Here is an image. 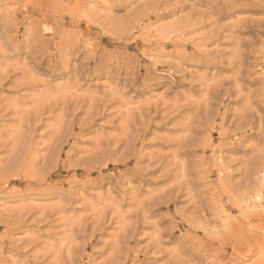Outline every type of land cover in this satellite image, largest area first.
I'll list each match as a JSON object with an SVG mask.
<instances>
[{
	"label": "rangeland",
	"instance_id": "rangeland-1",
	"mask_svg": "<svg viewBox=\"0 0 264 264\" xmlns=\"http://www.w3.org/2000/svg\"><path fill=\"white\" fill-rule=\"evenodd\" d=\"M264 0H0V264H264Z\"/></svg>",
	"mask_w": 264,
	"mask_h": 264
},
{
	"label": "bare ground",
	"instance_id": "bare-ground-1",
	"mask_svg": "<svg viewBox=\"0 0 264 264\" xmlns=\"http://www.w3.org/2000/svg\"><path fill=\"white\" fill-rule=\"evenodd\" d=\"M264 174V173H263Z\"/></svg>",
	"mask_w": 264,
	"mask_h": 264
}]
</instances>
